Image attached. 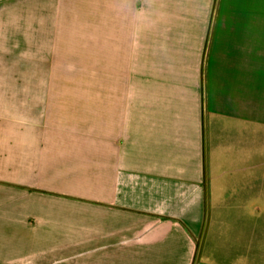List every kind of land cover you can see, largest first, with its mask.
<instances>
[{"label": "crops", "instance_id": "1", "mask_svg": "<svg viewBox=\"0 0 264 264\" xmlns=\"http://www.w3.org/2000/svg\"><path fill=\"white\" fill-rule=\"evenodd\" d=\"M263 154L264 0H0V264H264Z\"/></svg>", "mask_w": 264, "mask_h": 264}, {"label": "rangeland", "instance_id": "2", "mask_svg": "<svg viewBox=\"0 0 264 264\" xmlns=\"http://www.w3.org/2000/svg\"><path fill=\"white\" fill-rule=\"evenodd\" d=\"M254 171H255V173L256 172H264V154H263V156L261 158H255ZM206 190H207V193H208V189L207 188H206ZM206 207H207V209H206V218H205V220L203 219V222L201 223V232L204 231V230L207 231L208 220H209V209H210L208 201H207ZM201 232L199 233V235L201 234Z\"/></svg>", "mask_w": 264, "mask_h": 264}]
</instances>
